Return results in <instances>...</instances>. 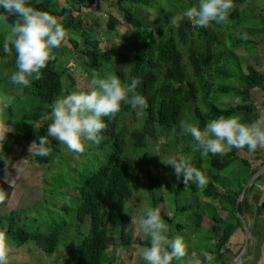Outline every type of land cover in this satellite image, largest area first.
<instances>
[{
  "label": "trees",
  "instance_id": "trees-1",
  "mask_svg": "<svg viewBox=\"0 0 264 264\" xmlns=\"http://www.w3.org/2000/svg\"><path fill=\"white\" fill-rule=\"evenodd\" d=\"M98 1L68 0L59 9H54L52 7L54 0H31L34 7L54 16L67 15L63 21L66 28L83 31L85 47L80 48L78 41L70 35L66 40L71 42L75 51L78 50L82 54L87 71L99 69L103 53L99 39L92 35L90 29L84 28V18L76 13L83 9L93 8ZM156 1L158 0H146V2L117 0L121 18L113 15L108 18L107 26L110 30L117 29L121 22H127L136 29L134 40L127 46V53L116 51L110 55L106 53L104 55L105 58L109 57L113 60L115 72L122 82L130 80L132 77L141 79L142 83L138 86V91L146 97L147 107L142 108L145 113L143 124L131 128L125 118L134 113L133 107L122 106L121 111L113 118H105L107 128L104 130V138L101 143H93L92 148L86 147L85 153L88 155L89 162V153L95 150L110 149V154L104 164L96 170L89 171L82 178L79 186L80 202L75 214V228L78 236L83 234L81 227L87 216H90V231L82 240L78 241L79 243L72 238L73 231H71L70 240L64 244V252L61 251L58 254V259L64 260V264H114L116 258L118 261H121V258L110 255L112 248L117 250L133 245L135 248L139 246L143 252L145 247L150 246V240L133 234L130 229L133 224V215L124 211L127 202L143 186L142 168L126 153L128 142L135 150L146 149L151 138L158 139L169 128L180 126L181 121H185L188 110H194L200 127H204L210 119L218 118L221 115L229 116L237 114L239 111L244 112L250 107L238 104L223 108L217 102V98L223 94H234L247 101L251 97L253 88L264 87V68L260 70L254 65L245 71L243 56L237 52L245 47L250 55L264 54L263 11L254 8L247 12V7L243 10L238 6V2L243 0H233L235 7L231 10L226 22L212 23L209 27L198 28L183 16V12L198 3V0H186L181 4H175V8L170 9L169 12H165L162 8L167 18L157 19L158 16H155V20L151 19V23L146 24L144 18L138 15L134 7L138 4L151 6ZM141 13L150 17L149 12L145 14L141 10ZM247 16L249 19H253L247 21ZM173 18H175L174 24ZM165 19L171 21L167 26L163 24ZM14 20L15 17H10L9 24H12ZM249 22L252 24L250 25ZM244 32L246 35H243ZM239 33L242 35H238ZM122 38L127 40L126 36ZM3 42L0 40V61L6 66L5 69H12L13 72L16 70V53L14 49L11 54L5 53ZM64 42L54 50L55 59L50 61L48 67L43 70V78L33 81L31 87L15 85L11 82V74L7 75L10 84L14 87L11 92L18 93L19 90L20 94L21 90L27 96L22 102L23 111L19 123L21 135L9 133L7 137L11 142L14 140L17 142L19 137L27 139L28 143L38 142L39 137L35 140L34 134L41 129L47 133L48 124L39 126L38 121H45L47 117L50 119L52 107L48 105H52L57 98L66 95L63 83L64 72L60 69L56 57ZM183 46L186 48V52ZM185 57H187L188 65L185 62ZM221 79H233L234 84H221L218 82ZM30 95L35 99H30ZM192 146L197 147L194 138L187 146L188 150ZM11 148L8 147V150L11 151ZM239 150L234 148L227 155H207L210 182L201 189V192L203 196L211 199L209 206L217 207L220 204L227 211L226 216L213 215V225L208 232L214 234L216 242L210 243L203 249L215 257L214 264L231 263L234 257L230 239L237 228L243 227L241 217L247 220L248 215L256 216L254 212L249 213L254 206L250 204L247 196L254 184L247 188L240 200L243 186L237 191L219 187V185H223V171L235 161ZM35 158L41 164L52 162L50 152L47 156H35ZM196 160L193 166L205 173L204 158L199 157ZM148 178L149 190L152 193L151 204L153 207L160 208L165 221H173V218L158 203L157 177L148 175ZM179 191L180 189H178V194ZM138 199L142 200L140 196ZM214 202L218 204L216 205ZM198 207H204V204H200ZM188 208L190 207L187 205L182 207L185 210ZM205 215V213L197 215L196 230L202 227ZM18 217V211L6 214L4 219L0 217V225L5 226L4 223H7L6 233L16 241L17 246L27 245L33 241L36 247L45 253L54 254L61 250L62 235H65L63 229H66L68 225L66 221L56 225L51 232L33 233L25 227L19 226ZM178 227L181 228V223ZM239 252L234 255L237 256ZM199 256L203 257L200 252ZM203 264H207L204 259Z\"/></svg>",
  "mask_w": 264,
  "mask_h": 264
},
{
  "label": "rangeland",
  "instance_id": "rangeland-1",
  "mask_svg": "<svg viewBox=\"0 0 264 264\" xmlns=\"http://www.w3.org/2000/svg\"><path fill=\"white\" fill-rule=\"evenodd\" d=\"M67 1L68 0H54L52 7L54 9H59ZM141 1L146 2V0ZM158 1L159 3H156ZM158 1L154 2V4H151V6H144L140 4L135 5L134 10L138 12L140 17L144 18L146 24L151 23V19L155 20V16H158L157 19L167 18L165 14V12H167L166 9L168 7H170L171 10L175 8L172 0ZM238 5L243 10L246 8L241 6L239 2ZM234 7L235 5L233 4V8ZM162 8L165 10V12L162 11ZM254 8L255 6L250 5V7L246 8V10L247 12H250L249 10ZM141 10H143L145 14L149 12L150 17L142 14ZM76 15H81L84 18V28L88 30L90 29L92 35L99 39L100 47L103 50H101V52L103 54L101 55L99 69L87 71L85 69L84 58L81 56L82 54H80L78 50L75 51V48L70 41L65 40L61 51L56 54V57L58 59L60 69L64 72L63 83L66 95L75 90L89 89L91 87L90 81L94 72L99 73L102 76L110 74L117 75L114 69L113 60L109 57L105 58L104 54L106 53L107 55H110L116 51L127 53V46L132 43L136 34V29L127 22H121L117 29L114 30H110L108 28L107 21L110 15L121 18L117 0H99L93 8L87 10L83 9L82 11L77 12ZM56 17L65 26L63 21L66 19L67 15ZM252 19L253 18L249 19L247 16L246 20L250 21ZM170 22L171 21L165 19L163 24L167 26ZM249 24L251 25L252 23L249 22ZM10 26L11 24L0 25V40H5V37L10 30ZM245 27H247V25H245ZM66 29L68 30V36L70 35L74 40H77L80 48L85 47L83 31H75L74 29L72 30L68 28ZM244 34L246 35L245 32L243 35ZM238 35L242 34L239 33ZM123 36H126L127 40H124L122 38ZM183 49L186 52V48L184 46ZM187 61V57H185V62L188 65ZM5 68L6 66H4L0 61V96L6 95L12 97L13 100L9 104L0 103V125H9L11 122L12 125L20 128V115L23 111L22 102L27 96L24 95L21 90L20 94L19 90L18 93L11 92L14 87L12 84H10L11 82L7 75L12 73V69ZM218 82L227 85L234 84L233 79H221ZM30 97L32 100L35 99L31 95ZM237 98L239 97L234 94H223L217 98V102L221 107L225 108L236 104ZM233 99L236 102H234ZM52 105L48 106L52 107ZM133 111L134 113L127 115L125 118L126 123L131 128H133L135 125L141 126L145 117L143 109L133 108ZM242 113L243 112H241V115ZM185 120L198 124V119L196 118V114L193 109L187 111ZM49 122L50 119L47 117V120L45 121H38V125L45 126L49 124ZM162 128L167 129L165 127ZM18 135H21L20 132ZM43 135H47V133H44L42 129L39 130L38 133L34 134V137H36L35 140ZM2 138L4 139L0 140V152H2L3 155L7 157V159H0V165L3 168L16 164L19 167L22 165V163H17V161H19L22 156L24 157L20 160L25 158L29 159V155H32V153H29V155L28 153H24V150L26 149L28 151L29 146L32 144L28 143L27 139L19 137L17 142H15V140L11 142L8 137ZM192 139L193 138L189 134L182 132L180 125L164 131V133H162L158 139L151 138L148 147L146 149H142V151L135 150L134 147L131 146L130 142H128L126 146V153L130 155L135 163H137L143 170V186L141 190L136 192L134 197L127 202L124 209V211L130 212L135 218V221L131 225L130 229L137 237L150 240V238L144 236L142 233L140 229V221L143 217L144 210L146 208L153 207V204H151L152 193L149 190L150 183L148 178V175H153L158 179V188L156 189L158 203L160 207L163 208V210H165L166 213L173 218V221L171 222L165 221L169 226L170 236L182 237L187 245V255L185 259L183 261H176L177 264H187V260L189 258L194 256L198 257L199 252L202 253L203 249L209 245V240L205 239L206 236L203 234L205 229L200 228L196 230L195 221L197 220V215L199 213H205L208 216L207 218L212 220L213 215L222 216L221 214H223V207H221L222 205L220 204L217 207L207 205L201 208L198 207L200 206V201L211 200L203 196L201 192V189H203V187L207 185L208 182H210V178L207 177V183L203 186H200L194 182H189L188 185H185L182 178L178 179L174 169L167 165L163 160V158L167 160L171 156H176L177 158L181 156H187L190 158L191 164L195 165L197 161L196 158L198 159L200 157L204 158V165L208 168L209 161L207 156L202 154V150L195 146H192L191 149L188 150L187 146L191 144ZM49 140L51 142L49 152L51 153V160L53 163L50 162V164H39L37 161H32L34 159L33 156H31L32 159L30 160V163L27 161L25 162L26 165H23V168L17 173L19 178L15 188L18 190H27L26 192L31 194L30 197H25L21 204H19L20 201L17 198L18 191L13 196L16 198V200L9 203V210L14 209L19 212V226L25 227L29 232H51L54 230L56 225H60L64 221H66L68 225L66 229H63L65 235H62L63 241H61L62 246L59 252L54 253V255L42 251V253L45 255L41 257V253L39 252L40 249L36 248L35 243L31 241L27 245H23V255H14L13 261L18 262L16 264H55L56 262L59 264H64V260L61 261L58 259V254L63 251L65 247L64 244L70 240L71 231H73L72 238H74L77 242L82 240L83 237L90 231V216H87L84 225L81 227L83 234L78 236V232L75 228V214L80 202L79 186L84 175H86L89 171L96 170L107 161L110 154V149H98L89 153V162L87 160L88 155L85 153V151L83 154L72 153L66 148V146L61 145L60 142L56 141L54 138L49 137ZM93 146V143H90L88 144L87 148H92ZM8 147H12L11 151L8 150ZM34 160H36V158ZM244 170V166L241 168L236 164V161H234L223 171V185H219V187L221 186L222 188L224 186L225 189H230L234 186H238L239 189L241 186H244ZM178 189H180L179 194ZM243 191L244 187L242 189V193ZM138 196L142 198L141 201L138 199ZM185 205L189 206L190 208L187 210L182 209V207ZM5 217L6 214L1 216L2 219ZM180 223L181 228L178 227ZM4 225L7 228V223H4ZM243 227L245 228L244 223ZM253 228L254 227H250L251 233L254 232ZM0 232L5 234L10 242V245L15 243V245L10 246L9 257H11L12 248L17 246L16 241L7 235L2 226H0ZM238 233L240 236L238 239V244L235 245L236 251L238 249L240 250L244 244L245 238V234L242 230H238ZM249 238V246L252 247L251 234ZM11 239L14 241V243ZM250 247H248V252ZM18 251H21V249ZM111 251V256L116 255L117 251H123L122 254H118L119 258L123 257L121 258V261H118L116 258L114 264H141V262L142 264H145L142 256L143 252H141V248L139 246L138 248H135L133 245L129 247H123L121 250L120 248L117 250L112 248ZM258 251L259 247H256L255 253ZM234 254H236L235 250L232 254V256L235 258L236 256ZM72 259L74 260V257Z\"/></svg>",
  "mask_w": 264,
  "mask_h": 264
},
{
  "label": "clouds",
  "instance_id": "clouds-1",
  "mask_svg": "<svg viewBox=\"0 0 264 264\" xmlns=\"http://www.w3.org/2000/svg\"><path fill=\"white\" fill-rule=\"evenodd\" d=\"M232 8L233 0H198L183 12V16L193 26L206 28L212 23L226 22ZM10 17H15V20L3 42L5 53L11 54L13 49L16 53V70L11 73L10 79L15 85L31 87L33 81L43 78V70L55 59L54 50L66 40L68 30L56 16L34 7L31 0H0V25H8ZM172 22L175 23V18ZM141 83L138 77L122 82L118 75L102 76L94 72L89 89L75 90L54 101L47 135L40 136L38 142L34 141L29 151L33 156H47L51 143L49 137L74 153H83L90 143H101L107 128L106 117L113 118L124 105L141 109L147 107L146 97L138 91ZM12 100V97L0 96V103L9 104ZM181 129L194 138L205 156L227 155L234 148H247L250 152L264 150V115L255 121H244L237 114L221 115L210 119L204 127L185 120L181 121ZM0 159L7 157L0 152ZM163 160L185 185L189 182L200 186L207 183L205 173L193 166L189 157L171 156ZM7 195L0 190V201L5 200ZM140 229L144 236L150 238V246L145 247L142 253L145 264H174L185 259L186 242L180 236H170L169 226L159 207L144 210ZM9 251L10 242L0 232V264H9ZM201 255L207 264H214L215 257L211 253L205 250ZM187 264H203V261L192 257Z\"/></svg>",
  "mask_w": 264,
  "mask_h": 264
},
{
  "label": "crops",
  "instance_id": "crops-1",
  "mask_svg": "<svg viewBox=\"0 0 264 264\" xmlns=\"http://www.w3.org/2000/svg\"><path fill=\"white\" fill-rule=\"evenodd\" d=\"M183 1H186V0H172L174 5L175 4H181V2H183ZM156 3H159V1ZM239 4L243 7H250V5H252V6H255L256 9H260V11L264 12V0H243V1L239 2ZM169 11H170V7L167 8V12H169ZM263 16H264V14H263ZM237 52L239 55L243 56L242 61H243V68L245 71H248L254 65L257 68H259L260 70H262L264 68V54L260 53V55H257V56L250 55L249 51L245 47L239 49ZM233 101H234V99H233ZM234 102H236V101H234ZM238 104L247 105L248 107H250V108L245 109V111L242 113V115H241L240 111L237 113V115H240L244 121H255L257 119H260L261 116L264 115V87L256 86L255 88H253L251 90V97L247 101L242 100V98H237V103L233 104V105H238ZM19 132H20V128L12 125L11 122L9 125H3V126L0 125V136H2V137H7V135L9 133L19 134ZM31 143H33V142H31ZM20 148H22V147H20ZM24 151H25L24 153H28V155H29V153H31L29 150L27 151L26 149ZM12 154H13V152H12ZM31 156H33V154ZM31 156L29 155V159L25 158L23 160H20L21 158L24 157V156H22L19 159V161H17V163L18 162L22 163V165H20L19 167L16 164V165H12V166L5 167V168H3V167L0 168V190H3L4 192H6L8 194L7 198L5 200L0 201V217L5 215V214H8L12 211H17L14 209L9 210L10 209L9 203L11 201L16 200V198H14L13 196L18 191L19 192L17 193V198L20 201L19 204H21L22 200L25 197H30L31 193L26 192L27 190H23V189L18 190L15 187L18 183V178H19L17 173L23 168V165H26L25 164L26 161L28 163H30V160L32 159ZM33 157L35 159V156H33ZM34 159L32 161H37ZM235 161H236L237 165H239L241 168H242V166H244V169H245L244 170L245 171V180H244V184H243L244 185L243 187L245 189L244 194H245L247 188L250 185L254 184V187L247 193V196H248V200H249L250 204L254 206L251 209V211H249V213L254 212V213H256V216L252 217V215H251V217H250V215H248L249 218H247V220L244 218L245 222H243L244 226L246 224L247 227L249 228V233L251 234V240H252V243H251L252 247L249 246V242H248L247 250L243 256V263L264 264V150L258 149L255 152H250L247 150V148L240 149L236 154ZM39 164H41V163H39ZM203 167H204L206 177H209L208 168L205 167V165H203ZM253 177H255V180L248 184V182ZM38 188H40V187H38ZM36 189H37V187H36ZM230 189L232 191H237L238 186H234ZM244 194H243V196H244ZM242 198L243 197H241V199ZM214 203H216V205L218 204L217 202H214ZM200 204H204V206H206V205L209 206L211 204V200L200 201ZM222 212H223V214H221L222 216L227 215L226 210L222 209ZM205 216H206L207 220L205 219ZM205 216H204V220H203L201 228L205 229L203 234L206 236L205 239L209 240V244L214 243V242H216L215 236H213L214 234L209 235V232H208L210 227L213 225V221L208 219L207 215H205ZM0 226H2L5 231L7 230L6 226H3V225H0ZM250 227H254L253 233H251ZM238 230H242L245 234L244 235L245 236L244 244L240 248L241 250L243 249V247L246 244L245 241L250 240V238H249L250 234L245 232L246 226H245V228L244 227L237 228L235 230L233 236L230 239V247L233 250V252H234V250H235V252H238V251L241 252V250H239V249L236 251V246H235L238 244V239L240 236L238 233ZM13 245H15V244H12L10 246H13ZM31 245H33V244H31ZM234 246H235V248H234ZM248 247H250L249 252H248ZM256 247H259V251L257 253H255ZM14 248H15V250H14ZM14 248H12L11 257H9V263L10 264L18 263L17 261H13L14 255H18V256H19V254L23 255V250H22L24 248L23 246H16ZM19 249H21V251H18ZM120 250H121V248H120ZM39 252L41 253V257L45 255L42 253L41 249L39 250ZM122 253H123V251H117L116 256L118 257V254H122ZM194 257H196V256H194ZM198 257L203 261V259H204L203 257H200L199 255H198ZM121 258H123V257H121ZM233 260H234V258H233ZM232 261H231V263H232Z\"/></svg>",
  "mask_w": 264,
  "mask_h": 264
},
{
  "label": "water",
  "instance_id": "water-1",
  "mask_svg": "<svg viewBox=\"0 0 264 264\" xmlns=\"http://www.w3.org/2000/svg\"><path fill=\"white\" fill-rule=\"evenodd\" d=\"M254 180H255V177H253V178L248 182V184H249L250 182H253ZM244 191H245V189H244ZM244 191H243V193H241L239 200L241 199V197H243ZM242 220H243V222H245V220H244L243 217H242ZM245 226H246V232L249 234V228L247 227L246 224H245ZM247 246H248V240L246 241V244H245V246L243 247V249L241 250V252H240V253L234 258V260L232 261L231 264H242V263H243V256H244V254H245V252H246V250H247Z\"/></svg>",
  "mask_w": 264,
  "mask_h": 264
},
{
  "label": "built area",
  "instance_id": "built-area-1",
  "mask_svg": "<svg viewBox=\"0 0 264 264\" xmlns=\"http://www.w3.org/2000/svg\"><path fill=\"white\" fill-rule=\"evenodd\" d=\"M70 65H73V64H70ZM75 67V66H74Z\"/></svg>",
  "mask_w": 264,
  "mask_h": 264
}]
</instances>
